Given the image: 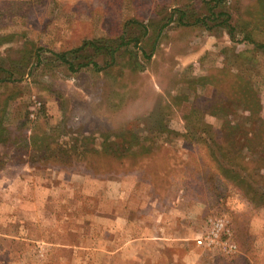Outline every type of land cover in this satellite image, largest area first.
<instances>
[{"label": "rangeland", "instance_id": "1", "mask_svg": "<svg viewBox=\"0 0 264 264\" xmlns=\"http://www.w3.org/2000/svg\"><path fill=\"white\" fill-rule=\"evenodd\" d=\"M184 2L0 0V36L8 35L0 42V64L8 67L29 42L42 50L40 64L32 61L15 81L0 83L4 122L15 130L27 121L28 127L20 128L28 133L46 127L71 153L64 161L47 160L42 150H26L22 143V157H5L9 161L0 169V264H138V258L147 257L148 264H163L173 253L179 256L175 264H264V161L248 163L256 188H261L251 202L237 185L217 177L203 147L180 135H164L162 140V112L170 110L166 104H175L179 93L190 99L207 94L203 87L191 89L190 80L226 65L259 94L252 112L235 100L231 116V125L239 124L233 131L235 143L256 159L244 145L246 134L260 131L264 120V47L237 44L223 28L172 22L160 34L151 60L139 59V67L123 58L104 69L102 58L101 70L70 69L50 53L129 31L130 18L160 19L162 11L172 12ZM229 2L234 22L241 13L247 18L254 0ZM186 104L180 113L166 117L181 133ZM206 118L216 127L223 124L212 115ZM104 133L114 143L122 144L124 134L139 138L131 146H160L138 158L86 152L103 148ZM147 135L157 141L144 143L141 138ZM56 142L51 139V149H57ZM75 150L86 153L77 156ZM174 212L184 219L172 222L167 239H162V213ZM213 215L229 220L238 245L235 253L197 245L196 238ZM162 242L174 251L162 254ZM114 247L119 252L111 255Z\"/></svg>", "mask_w": 264, "mask_h": 264}, {"label": "trees", "instance_id": "2", "mask_svg": "<svg viewBox=\"0 0 264 264\" xmlns=\"http://www.w3.org/2000/svg\"><path fill=\"white\" fill-rule=\"evenodd\" d=\"M183 4V6L176 7L169 13L164 9L166 12L162 11V18L160 19L151 18L145 21L138 17H132L127 21L129 31L121 30L118 34L85 40L75 50L48 51H50L51 56L66 64L70 69L91 66L93 69L99 67V70H101L99 59L102 58L105 61L104 69L113 68L119 64L118 60L123 58H127L128 65H138L139 67V59L147 62L151 60L152 54L157 50L160 34L172 22H176L181 26L200 25L207 29L223 28L230 40L237 42V44L253 45L255 48L264 47V0H254L253 4L247 9V18L241 13L234 22L229 0H186ZM7 36L1 35L0 42L2 38ZM24 49L19 58L10 60L8 67L0 64V83L15 81L16 75L25 73L22 69L29 67L32 61L37 65L41 63V48L29 42ZM68 52H72L73 56L68 57ZM30 53L34 55H30ZM133 60L137 63H130ZM229 68L226 65L213 66L209 68L207 74L190 80L191 89L196 91L198 87H203L207 94H196L193 99H190L189 95L179 93L174 96L175 104L173 102L166 104L167 107H170V110L165 113L162 112V140L164 135L167 139L180 135L185 140L203 147L212 159L217 177L223 182L237 185L241 189L240 191L251 202H254L255 195L259 193L258 190L261 188H256V178L249 172L248 163L254 161V165H256L264 161V120L259 122L260 131L257 129V131L249 132L245 136L246 145L244 146L248 147L250 153L256 155L255 159L252 156L249 158L246 153H243L244 147L239 148L235 143L236 135L233 131L238 128L239 124L231 125V116L235 112V100L247 104V109L252 112L251 107L255 108L260 98L256 90L252 91L254 88L250 86L249 80H242V74L238 73L239 76L231 73ZM184 102L187 103L188 109L181 113L185 123V132L181 133L169 126L170 122L166 117L180 113ZM4 115L5 109L1 107L0 146L4 148V151L3 153L0 152V169L4 168L9 161L5 157H22L19 152L22 143H24V149L26 150L33 148L42 150L44 158L47 160L64 161L69 159L67 156L71 153L67 147L65 149L61 146L62 144H58L57 140L53 138L55 135L49 131L47 132L46 127L36 126L35 130L33 129L31 133H28L26 129L20 128V126L28 127V122L24 121L14 127L17 129L12 130L13 127L6 125L4 122ZM207 115L223 119V124L221 123L222 125L219 127L214 126L207 121ZM148 136L150 135L141 138L144 139V143L154 138ZM120 137L123 140L122 144L112 142L110 134L104 133L102 134L103 141L100 146L103 148L87 150L86 152L90 151L91 154L94 153L103 157L116 156L117 159L125 157L138 158L156 152L159 149L158 146H160L144 145L141 142L140 147H134L131 146V143L133 139L139 140L138 137L130 138L124 134ZM51 139L57 144L56 150L51 149ZM156 141L157 139L154 138L151 143ZM112 146L115 148L113 149ZM75 151L77 156L86 153L84 150ZM260 195L264 198V189H262ZM261 203L264 204L263 201Z\"/></svg>", "mask_w": 264, "mask_h": 264}, {"label": "built area", "instance_id": "3", "mask_svg": "<svg viewBox=\"0 0 264 264\" xmlns=\"http://www.w3.org/2000/svg\"><path fill=\"white\" fill-rule=\"evenodd\" d=\"M196 243L205 248L220 246L222 251L227 254L235 253L238 248L233 239L229 220L225 216H209L206 221V228L196 238Z\"/></svg>", "mask_w": 264, "mask_h": 264}, {"label": "crops", "instance_id": "4", "mask_svg": "<svg viewBox=\"0 0 264 264\" xmlns=\"http://www.w3.org/2000/svg\"><path fill=\"white\" fill-rule=\"evenodd\" d=\"M183 217V214L182 213H176V212H174V213H169V214H164V213H162V239H167L165 236V234H168L167 233V231H168V229H169V227H170V225L172 224V222H175L176 224H178V221H180V219H184V218H182ZM118 221H119V219H118ZM117 229L118 228H116L115 229V231H117ZM112 230V229H111ZM169 238V237H168ZM176 238H174V240H175ZM174 251V249L172 248V246L170 245V244H168L167 242H162V254L164 253V252H166V251ZM111 255H114V254H116V253H118L119 252V248H117V249H115V247L114 248H112L111 249ZM167 253V252H166ZM172 255V260L171 261H167L166 263H164L163 261V264H175L178 260H179V256H178V254H171ZM118 256V255H117ZM117 256H116V259H117ZM145 259H146V261H145ZM138 261L136 262V263H138V264H145L146 262H147V264L149 263V261H148V257L147 258H138L137 259ZM143 263H142V262Z\"/></svg>", "mask_w": 264, "mask_h": 264}]
</instances>
